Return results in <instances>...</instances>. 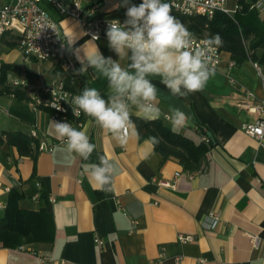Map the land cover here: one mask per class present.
<instances>
[{
	"label": "crops",
	"instance_id": "1",
	"mask_svg": "<svg viewBox=\"0 0 264 264\" xmlns=\"http://www.w3.org/2000/svg\"><path fill=\"white\" fill-rule=\"evenodd\" d=\"M14 1L0 0V5ZM93 1L99 2L103 13L112 12L120 3L86 0ZM259 14L264 17V11ZM52 15L75 64L72 74L77 85L86 81L105 94L107 81L83 57L99 47L106 57L117 59L107 39L92 40L75 19ZM13 38L17 40L7 33L0 44V72L3 65L7 67L5 84L14 88L11 81L16 79L48 85L62 78L59 61L25 62ZM230 62V54L222 51L204 89L187 98L171 96L158 78L154 80L161 89L160 120L165 125L172 129L166 117L170 107H179L189 119L174 132L194 143L202 141L198 125L212 134V146L199 172L187 171L175 158L163 159L142 138L146 121L137 117L135 109L132 119L140 138L133 136L124 147L85 115L77 129L85 131L96 145L94 161H85L68 152L57 138L47 110L30 106L22 88L16 87L26 97L18 99L0 85V217L11 188L24 193L20 208L38 209V198L33 200L29 194L35 188L48 196L54 225L49 243L21 245L24 249L0 246V264H39L44 254L49 256L45 264H200L199 260L201 264H264V145L259 146L242 129L243 124L256 120L258 115L248 105L264 97V91L253 61L246 59L234 66ZM120 63L126 66L129 61ZM260 73L264 74V65ZM32 130L36 138L29 135ZM8 133L29 136L33 154H20L7 142ZM40 142L53 147L38 151ZM100 156L114 165L111 191L100 190L91 179L89 168ZM175 172L179 176L172 185ZM209 212L219 217L213 229L201 226ZM247 232L261 237L259 248H252ZM178 234L191 235L192 240L181 242Z\"/></svg>",
	"mask_w": 264,
	"mask_h": 264
},
{
	"label": "clouds",
	"instance_id": "2",
	"mask_svg": "<svg viewBox=\"0 0 264 264\" xmlns=\"http://www.w3.org/2000/svg\"><path fill=\"white\" fill-rule=\"evenodd\" d=\"M122 6L126 8L123 22L119 18L108 20L105 29L108 48L117 59L106 57L99 47L83 57L87 66L107 81V91L102 95L95 87H85L72 96L70 106L73 116L83 113L92 118L124 147L133 136L140 138L133 109L145 121L162 116L161 89L154 80L158 78L173 97L187 98L202 91L214 74L213 54L223 46V39L217 33L197 42L195 34L172 14V5L166 0H142L138 5L122 0ZM121 60L129 63L122 66ZM84 71L82 68L81 74ZM57 110L62 109L57 106ZM166 118L175 131L185 126L189 116L179 107H170ZM51 127L67 151L83 160H89L96 150L86 132L71 123L53 120ZM146 142L155 146L160 138L150 136ZM89 171L100 190L111 191L114 165L108 158L100 156Z\"/></svg>",
	"mask_w": 264,
	"mask_h": 264
},
{
	"label": "built area",
	"instance_id": "3",
	"mask_svg": "<svg viewBox=\"0 0 264 264\" xmlns=\"http://www.w3.org/2000/svg\"><path fill=\"white\" fill-rule=\"evenodd\" d=\"M249 9L257 12L264 11V0H245ZM172 5L174 11L186 16H204L210 19L215 12H222L228 16L241 9L242 4L234 0L232 9L227 8V0H167ZM119 5H122L120 0ZM54 12L59 18L70 17L75 19L83 32L92 40L95 35L99 39L106 38L105 29L106 21L114 19L108 14L103 13L99 2L93 1L87 3L86 0H15L13 4L0 5V44L7 33H12L17 37V47L25 62L31 60L37 61H59L60 68L64 72L73 73L76 71L75 64L67 52V44L61 33L57 18L53 17ZM123 22L122 19H120ZM197 42L205 39V36H196ZM96 39V40H99ZM221 50L213 54L214 68L220 61ZM260 74L262 91H264V74L260 73V65L253 62ZM231 66L236 62L231 59ZM232 81V80H231ZM13 87L22 88L30 106L35 109H45L53 120L67 121L75 128H80L83 123L81 115L73 116L72 107L70 106L71 98L78 95L67 89L62 78L53 79L48 85H29L24 80H12ZM248 97L253 95L247 92ZM57 106L62 110H57ZM249 109L256 113L257 118L252 123H245L242 126L243 131L252 137L259 146L264 145V97L255 100ZM32 138H36L35 130L30 131ZM202 140H207L202 136ZM63 142V141H60ZM53 144L40 142L38 151H50ZM201 166L196 172L203 170ZM179 172H175L172 185L176 182ZM191 176V175H190ZM163 185H169L168 182H161ZM35 186H39L35 182ZM38 192L32 196L33 200L38 198ZM49 200V199H48ZM51 200V199H50ZM52 201V200H51ZM218 214L209 212L201 220V226L205 229H213L218 223ZM253 249L259 248L261 237L255 233H246ZM178 240L181 242L191 241V235L178 234ZM97 245H101V240L95 237ZM24 249V246H19ZM178 258H176L177 261ZM49 260L47 254L39 256V264H45ZM203 263V260H199Z\"/></svg>",
	"mask_w": 264,
	"mask_h": 264
},
{
	"label": "trees",
	"instance_id": "4",
	"mask_svg": "<svg viewBox=\"0 0 264 264\" xmlns=\"http://www.w3.org/2000/svg\"><path fill=\"white\" fill-rule=\"evenodd\" d=\"M235 1L242 4V7L232 17L222 12H215L210 19L200 15L186 16L174 11L173 8L172 14L196 36L208 38L218 33L223 39V46L219 49L228 52L231 59L236 63L249 59L264 65V17L260 16L259 12L249 9L246 5L248 2L245 0ZM141 2L142 0H130V3L137 5ZM125 11L126 8L119 5L115 10L106 14L110 17L124 20ZM12 41L17 43L16 38H13ZM6 68L3 65L0 72V85H3L4 91L11 93L16 98H25L23 90L16 87L11 88L5 84ZM60 74L66 88L72 92L80 94L85 87H89L86 81L77 85L75 76L72 73L61 72ZM84 118L85 114L81 113L80 119L84 121ZM197 131L205 136L207 140L194 143L189 138L177 134L165 125L162 120L158 119L145 122L142 138L159 137L160 143L155 145L154 148L161 154L162 158H175L184 169L194 172L205 161L207 153L212 146V142L206 136L207 130L203 126L198 125ZM6 137L7 142L15 146L20 154H33L29 136L21 133H8ZM93 153L87 161H94ZM36 191L39 194V207L36 210H32L20 208L19 201L24 197V193L17 188L10 189L4 213L0 217V246L14 248L21 245L49 243L53 240L54 225L51 203L46 193L42 190L33 188L29 192L30 196Z\"/></svg>",
	"mask_w": 264,
	"mask_h": 264
},
{
	"label": "rangeland",
	"instance_id": "5",
	"mask_svg": "<svg viewBox=\"0 0 264 264\" xmlns=\"http://www.w3.org/2000/svg\"><path fill=\"white\" fill-rule=\"evenodd\" d=\"M113 2L118 3V0H113ZM227 8L232 9L234 6V0H227Z\"/></svg>",
	"mask_w": 264,
	"mask_h": 264
},
{
	"label": "water",
	"instance_id": "6",
	"mask_svg": "<svg viewBox=\"0 0 264 264\" xmlns=\"http://www.w3.org/2000/svg\"><path fill=\"white\" fill-rule=\"evenodd\" d=\"M207 137L209 138V140L211 141V142H213V137H212V134H211V132H207Z\"/></svg>",
	"mask_w": 264,
	"mask_h": 264
}]
</instances>
